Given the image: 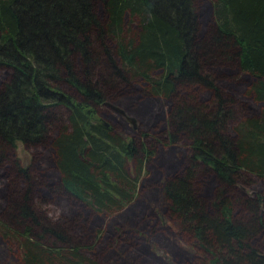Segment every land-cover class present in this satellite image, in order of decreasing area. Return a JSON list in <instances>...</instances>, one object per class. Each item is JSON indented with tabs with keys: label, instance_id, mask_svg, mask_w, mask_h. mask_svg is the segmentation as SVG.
<instances>
[{
	"label": "trees",
	"instance_id": "1",
	"mask_svg": "<svg viewBox=\"0 0 264 264\" xmlns=\"http://www.w3.org/2000/svg\"><path fill=\"white\" fill-rule=\"evenodd\" d=\"M211 6L213 25L201 33L195 0H0V239L22 264L98 263L88 253L103 231L84 242L74 232L81 213L51 216L39 188L99 216L132 204L152 151L121 139L98 113L140 81L145 95L171 102L168 131L153 139L187 149L181 172L159 188L197 252L189 264H264V189L237 199L229 192L248 176L264 180V0ZM223 67L252 78L256 114L236 122L237 100L214 75ZM192 87L210 90L212 100H198ZM148 106L142 97L130 109L147 123ZM41 147L52 151L58 185L34 178L16 155ZM111 236L109 249L118 238Z\"/></svg>",
	"mask_w": 264,
	"mask_h": 264
},
{
	"label": "rangeland",
	"instance_id": "2",
	"mask_svg": "<svg viewBox=\"0 0 264 264\" xmlns=\"http://www.w3.org/2000/svg\"><path fill=\"white\" fill-rule=\"evenodd\" d=\"M195 9L200 23V32L205 33L213 25L211 0H195ZM132 28L136 27L132 25ZM214 75L217 76L219 84L221 83L223 88H227L228 90H225L237 100L232 107L235 109L236 122L242 119L245 114H256L260 106L255 104L247 94L252 78H246L238 71L237 67L219 68L214 71ZM145 86L146 84L140 81L139 85H134L137 90L133 91V94L114 95L113 99L107 100L104 105L100 106L98 113L101 121L111 125L116 135L121 139L126 142L132 139L138 146L143 142L147 149L152 151L150 157L144 158L143 156L142 169L134 193L135 198L125 211L113 216L95 215L83 203L69 196L62 194V197L54 196L49 186H40L39 188L43 197L47 198L46 203H42L44 204L42 207L51 216L74 217L81 213L82 221L76 228L80 231L74 230V232L80 237L83 236L84 242L92 241L96 230L103 231L101 235L103 241L98 249L94 251V254L88 253L89 257L96 256V259L100 261L97 264H189L196 261V250L189 245L187 237L171 218L169 210L161 198L159 188V183L163 178L169 174L181 172L184 166L183 154L187 149L185 145L178 143L166 147L161 141L157 142L153 139V137L158 138L161 131H168L167 117L171 102L170 99L151 98L149 95H145ZM198 88L193 89V94L198 100L206 102L212 100L210 90ZM142 97L149 105L146 108V114L151 113L154 116L150 120L148 118L147 123L141 122L142 120L135 114L137 111L130 109L131 105L137 104V101ZM127 118H132L135 121L134 124ZM143 133L148 136H144ZM16 155L34 178L36 175L44 176L48 180L46 181L48 185H58L57 171L53 167V162H50L53 158L52 151L48 147H41L37 151L19 148ZM128 163L134 173L132 163L130 161ZM50 173L52 174L50 175ZM209 177L212 189L217 185V181L213 174ZM248 177L250 179L248 178L249 182L246 185L237 182L230 189L229 192L234 198L237 199L243 194L256 195L264 189L263 179ZM96 218L99 219L98 222ZM87 220L90 221L88 226H86ZM83 225L86 227L82 228L84 230L80 228ZM114 233L116 236L118 235V238L114 237L115 240L113 243L111 241L112 245L109 249L110 243L105 238L114 235ZM100 248H102V254L98 258V252L101 253ZM0 264H22L18 249L8 241L1 239Z\"/></svg>",
	"mask_w": 264,
	"mask_h": 264
},
{
	"label": "water",
	"instance_id": "3",
	"mask_svg": "<svg viewBox=\"0 0 264 264\" xmlns=\"http://www.w3.org/2000/svg\"><path fill=\"white\" fill-rule=\"evenodd\" d=\"M120 111V110H119ZM121 113H122V111H120ZM129 121H131L133 124H134V120L132 119V118H127ZM105 125H107V124H105Z\"/></svg>",
	"mask_w": 264,
	"mask_h": 264
}]
</instances>
